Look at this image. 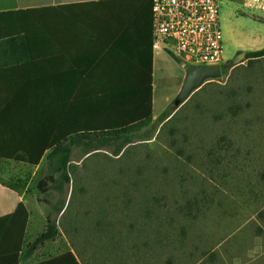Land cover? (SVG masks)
<instances>
[{"label": "rangeland", "instance_id": "obj_1", "mask_svg": "<svg viewBox=\"0 0 264 264\" xmlns=\"http://www.w3.org/2000/svg\"><path fill=\"white\" fill-rule=\"evenodd\" d=\"M219 1L222 76L169 118L163 113L176 105L185 72L166 57L163 91L181 79L179 89L143 128L68 146L69 183L53 170L63 153H48L38 168L0 159V182L26 190L33 217L59 224L60 237L47 245L75 249L82 264H264V56L247 57L264 48V14ZM89 145L101 149L85 155ZM45 228L46 219L33 218L27 243Z\"/></svg>", "mask_w": 264, "mask_h": 264}, {"label": "crops", "instance_id": "obj_2", "mask_svg": "<svg viewBox=\"0 0 264 264\" xmlns=\"http://www.w3.org/2000/svg\"><path fill=\"white\" fill-rule=\"evenodd\" d=\"M115 1L121 0H0V116L10 117L6 110L21 108L12 102V93H34L40 89L46 93L48 122L60 124L64 118L63 122H67L69 116L74 120L83 119L86 95L112 89V83L99 81L100 77L114 74L116 68L112 66L119 58L109 52L120 37L116 33L119 21L114 17L118 9L114 6L121 3ZM101 2L115 3L101 5ZM92 3L96 5H86ZM37 17L44 20L45 28L38 27ZM11 36L17 39L10 45L6 40ZM25 36L31 52L25 47ZM166 57L176 62L166 52L154 53L153 57L154 115L157 103L167 102L181 83L180 79L179 85L172 86L171 91H163L161 63ZM176 63L183 70V65ZM25 197L26 190L17 191L0 182V217L13 213L20 203L26 204ZM62 214L52 218L59 220ZM33 218L46 219L47 226L49 214L33 217L30 212L27 230ZM56 224L60 237L61 230ZM47 244L30 255L20 256L18 261L2 258L0 264H72L70 261L50 260L69 251L82 264L75 249L66 248L63 243L60 246ZM50 252L54 254L50 255Z\"/></svg>", "mask_w": 264, "mask_h": 264}, {"label": "trees", "instance_id": "obj_3", "mask_svg": "<svg viewBox=\"0 0 264 264\" xmlns=\"http://www.w3.org/2000/svg\"><path fill=\"white\" fill-rule=\"evenodd\" d=\"M115 2L99 4L112 5ZM117 4L114 7L118 9V14L116 16L114 13V17L119 21L116 33L120 34V37L116 43L112 44L109 52L110 55H119V58L112 66L116 68L113 71L114 74L100 77L99 81L112 83V89L88 93L83 106L84 118L74 120L67 116V122H63L64 118L60 124L48 122L45 91L39 89L34 93H12V102L17 103L21 108L6 110L10 117L0 116L1 160H13L38 166L46 152L51 153V156L63 153L62 164L53 167V170L61 173L63 182L69 183L71 180L67 176L66 169L71 161L68 146L91 138L118 139L122 135L143 128L154 119L152 3L151 0H121ZM43 22L44 20L40 17L36 18L38 27L45 28ZM16 39L11 36L6 41L10 44ZM24 41L27 51L31 52L27 36L24 37ZM263 56L264 48L247 52L248 58ZM171 58L183 65L182 61L173 54ZM1 98L0 93V100ZM176 108V105L167 108L163 117L169 118ZM68 111L72 112V110ZM17 112L18 115L15 114ZM130 142L127 140L118 147L114 151L115 155H120ZM99 149H101L100 146L89 145L85 155ZM8 187L22 191V187L14 184H9ZM44 191L47 190L43 189L42 192ZM16 207L13 213L0 217V259L18 261L19 258L32 254L40 246L49 241H55L59 237L56 221L48 218L45 231L34 242L27 243L28 232L26 231H28L30 211L24 203ZM62 210L63 208L57 213H61ZM75 257L74 253L69 251L50 260L80 264Z\"/></svg>", "mask_w": 264, "mask_h": 264}, {"label": "built area", "instance_id": "obj_4", "mask_svg": "<svg viewBox=\"0 0 264 264\" xmlns=\"http://www.w3.org/2000/svg\"><path fill=\"white\" fill-rule=\"evenodd\" d=\"M264 14V0H240ZM153 51L166 52L183 65L225 63L219 0H151Z\"/></svg>", "mask_w": 264, "mask_h": 264}, {"label": "water", "instance_id": "obj_5", "mask_svg": "<svg viewBox=\"0 0 264 264\" xmlns=\"http://www.w3.org/2000/svg\"><path fill=\"white\" fill-rule=\"evenodd\" d=\"M246 53L240 52L234 59H231V64L236 65L245 59ZM185 76L181 83V88L177 94L175 103L179 107L183 104L190 95L198 89L202 83L208 79H215L222 76L223 66L217 65H183Z\"/></svg>", "mask_w": 264, "mask_h": 264}, {"label": "flooded vegetation", "instance_id": "obj_6", "mask_svg": "<svg viewBox=\"0 0 264 264\" xmlns=\"http://www.w3.org/2000/svg\"><path fill=\"white\" fill-rule=\"evenodd\" d=\"M238 54H239V53H238ZM238 54H237V55H238ZM237 55H236V56H237Z\"/></svg>", "mask_w": 264, "mask_h": 264}]
</instances>
